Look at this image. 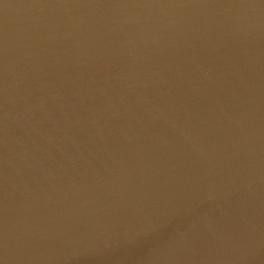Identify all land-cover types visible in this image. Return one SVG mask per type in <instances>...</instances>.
Masks as SVG:
<instances>
[{
	"label": "water",
	"instance_id": "95a60500",
	"mask_svg": "<svg viewBox=\"0 0 264 264\" xmlns=\"http://www.w3.org/2000/svg\"><path fill=\"white\" fill-rule=\"evenodd\" d=\"M0 264H264V0H0Z\"/></svg>",
	"mask_w": 264,
	"mask_h": 264
}]
</instances>
